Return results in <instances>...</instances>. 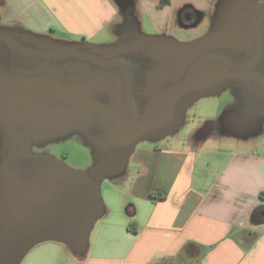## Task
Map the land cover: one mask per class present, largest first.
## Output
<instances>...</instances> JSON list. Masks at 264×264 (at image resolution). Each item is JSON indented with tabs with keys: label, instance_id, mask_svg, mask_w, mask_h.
I'll return each mask as SVG.
<instances>
[{
	"label": "crops",
	"instance_id": "1",
	"mask_svg": "<svg viewBox=\"0 0 264 264\" xmlns=\"http://www.w3.org/2000/svg\"><path fill=\"white\" fill-rule=\"evenodd\" d=\"M177 2L0 0V31L16 34L24 45L36 50L49 49L56 44L132 45L136 50L119 56L139 61L141 68L135 70L136 73L145 72L152 63L157 65L148 73L150 81L144 84L137 78L136 82L139 89L148 86L152 91L182 76L181 69L179 71L172 63L173 58L167 63L164 57L179 44L167 36L168 21L172 10L177 9ZM145 23L154 33L143 32ZM25 35L34 42L28 41ZM106 37L113 38L112 42H94ZM144 38L164 41L150 44L151 59L155 54L164 55L154 62L149 59L148 66L147 59L138 54ZM72 60H56L52 65L63 71L56 73L67 76L63 68L72 65ZM24 63L31 64L30 61ZM39 65L44 66V63ZM16 67L23 72L33 68L23 64ZM84 69L94 72L89 67ZM103 81H99V87ZM110 88L97 89L95 93L101 95L92 98L93 103L108 106L115 97L117 103L123 105V93L116 92L113 86ZM103 93L106 98H98ZM134 102L140 113L144 100L136 98ZM243 113V107L224 110L215 120L208 119L193 128L183 140L157 145L177 135L185 125L183 113L177 110L173 128L163 135L154 134L139 140L122 168L103 174L98 182L103 211L94 223L83 254L74 253L63 243L44 241L33 246L20 263L264 264V214L260 213L264 211V152L226 146L213 141V130L201 132L204 124L212 121L224 124L217 134L220 137L234 130L244 131L245 128L238 125L239 119L247 117H243ZM100 115L102 119V112L93 111L92 118L100 119ZM174 116L167 119L169 123ZM106 179L115 185L101 190L100 183Z\"/></svg>",
	"mask_w": 264,
	"mask_h": 264
},
{
	"label": "water",
	"instance_id": "2",
	"mask_svg": "<svg viewBox=\"0 0 264 264\" xmlns=\"http://www.w3.org/2000/svg\"><path fill=\"white\" fill-rule=\"evenodd\" d=\"M246 7L252 10L242 12L230 28L236 13ZM230 8L218 29L199 40L175 44L171 48L173 52L168 51L164 56L167 63L173 58L172 63L185 76L181 82L152 96L141 115L137 113L130 97L127 67L124 64L103 62L105 59L131 53L136 47H99L82 43L56 44L49 49L36 50L21 45L15 38L16 34L0 31V42L6 43L23 56L42 60L74 58L72 65L63 68L68 72L67 76L56 73L62 69L52 63L43 68L46 70L39 69L34 73H0V112L4 111L8 113L7 117H12L10 113L17 111L23 115L28 125L44 126L56 134L72 131V121L75 119L83 121L79 133L86 134V128L96 121L92 118L93 111L102 112L104 126L102 135L95 139L92 146L98 163L89 176L50 156H37L40 160L28 166H17L14 160L30 155L6 153L1 157L0 264H19L33 246L44 241L63 243L78 255L86 251L89 234L103 211L98 195V182L105 170L109 173L112 169L122 168L139 140L154 134L163 135L173 128L178 118L177 106L183 100L202 96L205 92L221 88L227 80L235 79L218 67H212V70L195 77L199 68L209 62H216L238 72L243 69L231 65L216 54L202 56L214 48L240 46L237 33L247 29L246 25L254 17L255 29L260 30L264 4L238 0L232 11ZM25 38L34 42L28 35ZM157 42L164 43L163 40L144 38L140 44ZM82 49H88L89 53L100 57L79 52ZM163 55L154 56L157 59ZM200 56L202 57L190 67ZM78 60L100 67H119L123 73L124 87L123 91L118 88L116 92L123 93V105L117 103L118 98L115 97L108 106L93 103L91 96L94 91H105L113 85L105 81L109 74L104 71L87 72ZM103 79L105 82L99 87V81ZM260 82L258 81V85ZM105 83L111 86L107 87ZM260 87L264 95V81ZM170 116H174L172 123L167 120ZM29 214L34 221L32 225L26 224Z\"/></svg>",
	"mask_w": 264,
	"mask_h": 264
},
{
	"label": "rangeland",
	"instance_id": "3",
	"mask_svg": "<svg viewBox=\"0 0 264 264\" xmlns=\"http://www.w3.org/2000/svg\"><path fill=\"white\" fill-rule=\"evenodd\" d=\"M252 1L261 3L264 0ZM233 2H238V0H178L175 5L177 9L174 8L172 10L173 14L168 21L169 27L167 36L174 38L179 44H187L199 40L204 37L207 32L212 33L223 24V19L229 11L228 5ZM181 6L182 8L178 11ZM187 7L193 10L194 15L186 12L185 19L194 17L193 22L184 25L186 23H181L180 13L183 8ZM142 30L146 34L154 33L151 26L147 23L143 25ZM112 40L113 38L106 37L105 39L96 40L94 42H112ZM211 52L220 56L226 55L225 51L219 48H214ZM240 54L243 57V55H249L250 53ZM71 59L74 58L71 57ZM1 60L7 61L9 64L14 62L15 64H23L25 66L54 62L53 60L49 61L23 56L12 51L6 44L0 42V61ZM24 61H30L31 64L24 63ZM99 95H101L100 92L95 93L94 91L91 97L94 98ZM102 95L103 96L98 98H106L104 93ZM246 95V92L238 84L227 83L220 89L205 92L202 96L183 100L178 104L177 110L183 113L185 125L180 129L177 135H174V137H167L158 142L157 145H165L172 141H181L193 128L196 129L208 119L215 120L222 114V111L233 107H236L238 110H241L243 107L244 111H249L250 104H252L255 105L257 113L255 115L250 114L244 119V131L234 130L232 133H226L227 135L225 137H220L217 134L218 131L222 129L221 123L212 121L214 123L213 132L215 133L213 141L225 144L226 146L231 145L232 147L245 149L247 151L264 152V99L254 98L253 96L247 97ZM99 117L101 123H92L91 126H88L86 129L87 134L83 136L79 135L76 129L56 134L52 132L53 130L44 126H35L32 129H27L23 125L16 124L14 132L18 134V137L24 142L25 146L24 149L18 150V152L22 155L34 154L53 157L55 160L62 162L65 166L73 170L84 171L89 176L90 168L98 163L97 160H94L95 151L92 149V146L95 143V139L104 129L101 119L102 116L100 115ZM96 132L97 136H95ZM232 135L238 136L241 139H237ZM13 144L12 141V145ZM0 147L1 150H5L8 149L9 144ZM15 151L17 152V150ZM0 155H5V152L1 151ZM105 172L107 171L105 170ZM113 183L114 182L110 179H106L100 183L99 188L101 190L109 188L115 185V183Z\"/></svg>",
	"mask_w": 264,
	"mask_h": 264
},
{
	"label": "flooded vegetation",
	"instance_id": "4",
	"mask_svg": "<svg viewBox=\"0 0 264 264\" xmlns=\"http://www.w3.org/2000/svg\"><path fill=\"white\" fill-rule=\"evenodd\" d=\"M243 1H246V0H241V2H243ZM235 3L236 2H234L233 5L231 6V8H230L231 11L233 10ZM258 4H264V1H262L261 3H258ZM248 9H249V7H246L244 9H241L238 13H236L235 17L232 20L230 28H232L234 26L236 18L238 16H240V14L242 12H246ZM249 10H252V8ZM186 12H189V13H191V15L192 14L194 15L193 10L191 8H188V7L183 8L181 13H180V19H181L182 24L186 23L184 25H187V24L193 22V17H194V16L191 17V19H185ZM247 18H249V17H247ZM255 19H256V17H254V19L246 25L247 29H244L243 31H240L239 33H237L238 35L236 37H239L240 46H238V45L237 46H230L229 45L230 47L227 46L225 48H222L225 51L226 55H223L221 57L226 59L228 61V63H230L233 66L243 67L242 70H239V72H238L236 70H233V68L230 69V68L225 67L224 65L218 64L216 62H209V63L205 64L204 66H202L201 68H199L194 76L195 77L199 76L206 71L212 70L213 68L217 69V67H218L219 69L221 68V69L225 70L227 75H230L231 77H235V79L227 80L226 82H224L222 87L227 83L238 84L246 92L247 97L253 96L254 98L264 99V95L260 90V88H261L260 85L264 81V16H263L261 24H260V30H257V31L255 29V23H256ZM235 35H236V33H235ZM257 35H259V36L257 37ZM15 38L21 45L27 47V45H24L20 39H18L17 37H15ZM1 43H4V42H1ZM4 44H6V43H4ZM6 46L9 47L7 44H6ZM150 46L151 45L148 43H143L141 45V47H139V50H138V54L144 56L145 59H147V62H146L147 66L149 65L148 63L150 62L149 59H151V48H150ZM79 52L86 54V55H91L93 57H100V56H96L94 54H90L89 52H86V50H83V49L79 50ZM247 52H249L250 54L249 55H247V54L243 55V57L240 54V53H247ZM207 54H215V53H212L210 51V52L204 53L202 56H205ZM202 56L196 58V60L190 65V67L198 59H200ZM154 60L156 61L155 56L153 57V59H151V61L154 62ZM53 61H56V60H53ZM78 61H79V64H81L83 67H89L93 71H102V72L104 71V72H106L107 74H109L110 77L106 76L107 79L105 78L106 79L105 81H107L110 84H113V89L115 88L116 91L118 88H120V90L123 91L124 78H123V73L119 67H111V68L100 67V66L93 65L91 63L83 62L80 60H78ZM103 62L105 64H112L113 62L119 63V64H124L127 67L128 74H129V82H130V97H131V100H132L134 106H135L134 99L139 98V99L144 100V107H145V105L152 98V96L156 95L161 90H164L166 88H169V87L181 82L185 76V75H182L180 78H178L176 80H168L165 84L160 85L157 89L154 88V89H152V91H149L148 86H143L139 89L136 82L138 79H140V80L142 79V82L144 84L146 82L150 81V79L148 77V73L152 72V70H155L154 68H156L157 65H154L152 63L149 65V69L146 68L145 72L136 73L135 70L140 71V68H141V66H139V64H138L139 61L138 62H132L130 59L128 60L126 58L124 59V58H121L120 56H116L113 58L105 59ZM146 63L143 64L144 67H145ZM45 64L47 65V64H49V62L44 63V66L39 65V64L34 65L33 68H30L31 70H27L24 72L34 73L36 71H39V69L46 70L43 68L49 67V66H46ZM16 65L17 64H15V63L9 64V63L5 62L4 60H1L0 61V73L6 74V73H9L12 71L16 72V73L21 72L22 69L21 68L18 69L16 67ZM258 81H261L260 85H258L259 84ZM248 99H250V98H248ZM144 107H143V109H144ZM135 109L137 111L136 106H135ZM142 111L140 113L137 111V113L139 115H141ZM2 112H4V111L0 112V133H1L0 134V146L4 147V146H7V144H9V147H8V149H5V150L4 149L1 150V147H0V153H1V151H4L5 154L6 153L19 154L18 150L24 149L25 146H24V142L18 137V134H16V132H14L15 131V125L20 124V125H23L27 129H32L36 125H34V126L28 125L29 123H27L24 120L23 115L17 111H12L10 113V115L12 117H7L8 113H6V112L2 113ZM256 113H257V110H256L255 105L250 104L249 111H244L242 116L244 117V115L248 116L250 114L255 115ZM93 121L94 120H92V122ZM100 121H101L100 119H96L95 123L97 124ZM72 123L74 124L72 126V128L76 129L77 133H79L80 128L83 127V121L75 119L72 121ZM238 123H239L238 125L241 128H244L243 126L245 124H244L243 118L239 119ZM221 125H222V129H223L224 124L221 123ZM213 128H214V123L213 122H207L204 124L201 132L211 131V130H213ZM79 135H81V134L79 133ZM12 141L14 143L13 145H12ZM15 150H17V152ZM37 156L38 155L32 154V155L27 156L25 158L15 159L14 162L17 166H28V165L40 160ZM1 157L2 156L0 155V159H1ZM260 213L264 214V211H261ZM28 216H29V219L31 221L28 219L26 224L32 225V223L34 222L32 215L29 214Z\"/></svg>",
	"mask_w": 264,
	"mask_h": 264
}]
</instances>
